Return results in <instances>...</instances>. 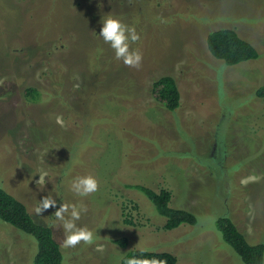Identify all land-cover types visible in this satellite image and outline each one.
I'll list each match as a JSON object with an SVG mask.
<instances>
[{
  "label": "rangeland",
  "instance_id": "1",
  "mask_svg": "<svg viewBox=\"0 0 264 264\" xmlns=\"http://www.w3.org/2000/svg\"><path fill=\"white\" fill-rule=\"evenodd\" d=\"M109 15L140 34L132 45L143 54L139 69L100 37ZM223 27L259 56L236 65L216 58L207 36ZM54 74L66 96L79 94L78 121L46 93ZM163 75L180 88L175 111L153 92ZM262 85L264 0H0V187L53 229L62 264H122L134 249L168 251L176 264H246L217 220L228 216L250 242L264 243ZM30 86L45 89L40 101L27 99ZM41 170L43 188L35 183ZM84 175L99 190L78 197L70 184ZM138 184L170 190V205L192 211L196 223L166 228ZM49 194L87 206L77 223L94 231V244L62 246L63 229L51 226L56 209L34 211ZM38 248L32 234L0 219L1 262L35 264Z\"/></svg>",
  "mask_w": 264,
  "mask_h": 264
},
{
  "label": "trees",
  "instance_id": "2",
  "mask_svg": "<svg viewBox=\"0 0 264 264\" xmlns=\"http://www.w3.org/2000/svg\"><path fill=\"white\" fill-rule=\"evenodd\" d=\"M207 44L212 54L216 58L223 60L227 65H236L259 56L254 44L243 38L236 29L231 27L211 30L207 36ZM51 78L53 79L52 89H41L53 97L59 98L60 103L65 107H63V115L67 121L70 123L73 122L72 120L74 122L78 121L77 105L80 100L79 94L73 100L74 98L65 95L64 89L66 88V83H64V77L62 76V80L59 78V74H54ZM41 89L35 86L27 87L25 89L27 99L40 101ZM153 92L169 111H175L181 107V91L176 79L172 75H163L156 79L153 83ZM256 95L264 97V85L256 90ZM66 108L71 109L69 110L71 111L69 115H66ZM96 115L100 117L101 114L96 112ZM136 187L148 197L156 210L166 218V228L172 229L183 223H196L197 218L192 211L184 208H175L170 205L172 199L170 190L161 188L157 191L139 184ZM0 219L32 234L37 239L39 248L35 264H62V247L56 239L53 229L48 225L37 222L30 214L26 204L2 187H0ZM217 225L223 233L225 241L239 252L246 264H264L263 242H250L235 221L228 216H220L217 220ZM115 242L125 245L126 239H115ZM133 256L149 260L156 259L164 261L165 264L177 263L176 256L168 251L134 249L123 258L122 264H127V260ZM0 264L4 263L0 261Z\"/></svg>",
  "mask_w": 264,
  "mask_h": 264
},
{
  "label": "clouds",
  "instance_id": "3",
  "mask_svg": "<svg viewBox=\"0 0 264 264\" xmlns=\"http://www.w3.org/2000/svg\"><path fill=\"white\" fill-rule=\"evenodd\" d=\"M103 41L110 45L114 51L115 58L122 61L129 68L139 69L142 66L143 54L138 48H132L141 37L134 26L125 24L121 19L114 16L103 17L102 27L99 32ZM60 123V121H57ZM39 179L35 181L36 185L43 188L47 183L48 173L41 170ZM70 190L78 197H87L99 190V181L93 175L78 176L71 181ZM54 211L55 221L51 226L63 229L64 239L62 246L64 248H75L80 244L92 245L95 243V233L86 226H79L78 221L82 214L87 213L86 205L59 203L52 195H45L40 199L39 204L35 207L36 215H44L49 209ZM96 251L103 252L101 244H96ZM127 264H165L164 261L156 259H147L140 257H131Z\"/></svg>",
  "mask_w": 264,
  "mask_h": 264
}]
</instances>
